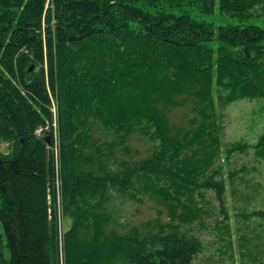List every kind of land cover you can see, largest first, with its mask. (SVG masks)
I'll list each match as a JSON object with an SVG mask.
<instances>
[{
  "label": "trees",
  "instance_id": "trees-1",
  "mask_svg": "<svg viewBox=\"0 0 264 264\" xmlns=\"http://www.w3.org/2000/svg\"><path fill=\"white\" fill-rule=\"evenodd\" d=\"M156 3L0 0V140L12 146L0 148L1 264H196L205 252L199 237L158 216L142 229L132 225L119 231L121 216L108 205L109 193L96 190L116 187L130 196L153 191L166 205L171 186L185 193L176 211L181 218L199 214L189 187L200 185V177L221 202L228 183L236 192V176L245 166L230 171L228 180L218 168L205 174V167L220 149L215 110L244 98H264V0ZM217 4L230 21L215 24L205 18ZM53 97L64 227L52 147ZM166 106H191L193 116L170 123ZM48 124L52 143L36 133ZM150 129L158 142L149 157L118 158V172L102 162L104 144L97 130L116 133L118 142L127 143ZM86 145L91 151L79 154ZM191 145L203 155H216L197 168L190 159L197 152L181 155ZM247 147L238 143L229 153ZM253 149L264 157V134ZM138 175L148 182L167 176V184L141 186ZM221 213L228 218V208ZM253 213L264 217V209ZM240 240L246 245L245 264H264V234L256 230L249 241L244 235ZM255 249L262 260L248 254ZM222 253L214 249L201 262L231 264L225 259L232 257Z\"/></svg>",
  "mask_w": 264,
  "mask_h": 264
},
{
  "label": "rangeland",
  "instance_id": "rangeland-1",
  "mask_svg": "<svg viewBox=\"0 0 264 264\" xmlns=\"http://www.w3.org/2000/svg\"><path fill=\"white\" fill-rule=\"evenodd\" d=\"M181 4L193 2L195 0H178ZM143 4H159L167 6L171 3V0H139ZM184 6V5H183ZM190 6L193 14L195 10ZM187 9L188 7L185 6ZM206 19L213 21L215 24H224L225 18L219 13L218 4L215 12L212 15L205 16ZM264 16L260 17L262 20ZM261 22V21H260ZM262 23V22H261ZM263 24V23H262ZM216 85V84H214ZM214 93H218L215 86ZM55 102V114L53 118V149L57 152L56 169H59V155L61 152V137L60 127L58 124L57 114V100L53 97ZM216 103L221 105V102L216 99ZM52 110L54 106H51ZM163 112L170 123H181L186 119L193 116L191 106H181L174 109L171 106L163 107ZM214 120L218 123V138H219V152L212 155H203V152H197L198 147L191 145L185 147L181 155H194L190 156V159L194 164L198 166L205 160L214 157L211 165L205 167L207 175H210L215 168H218L220 173L223 174L228 180L230 171L242 169L244 166L245 171L241 175H237L235 179L236 192L232 190L231 183H228L225 200L221 202L215 192L211 189H207L201 185L203 177H200L198 184L194 185L193 189L190 186V196L193 203L197 207L199 214H191L189 216L181 218L177 215L176 211L181 202L184 204V194L175 193L171 186L168 187V195L163 205L158 202V197L153 191L139 190L137 196H130L126 192L119 190L116 187H111L109 191L98 188L97 193L102 194L109 193L108 205L112 206L115 213L121 216L120 223L118 224V230L124 232L132 225H136L139 228H143L152 223L154 217L158 216L164 222H171L173 226L180 227L188 234L195 235L205 244V252L198 257L196 264H203L201 260L205 259V256L210 254L214 249L222 251L224 257L231 256V264H245L242 260L245 254L243 241L240 240V236L244 235L246 239L251 238L253 233L258 230L264 234V217L257 215L254 212L256 209H264V157L255 154L253 146L258 142L259 138L264 134V98H244L237 101L228 103L226 106L215 110ZM49 127V124L47 125ZM46 127V128H48ZM153 130L148 132L141 130V134H134L130 137L128 142L125 140L118 142V135L111 131L102 132L97 130L95 132L96 138L100 140V143L104 144L103 163H109L113 170L118 172V158H126L133 161H138L142 158L149 157L154 150V141L158 142V139L154 137ZM38 131H41L39 128ZM44 136V134H42ZM245 142L248 144L249 151H233L237 150L234 146L238 143ZM113 145V148H110ZM9 142L6 140H0V148L2 150H9ZM59 148V149H58ZM207 148V147H206ZM205 148V149H206ZM92 146L86 145L79 149V154H87L91 151ZM95 153V150H93ZM203 166L201 165V168ZM157 175V173H154ZM216 174V177H219ZM240 176H243L242 178ZM156 177L155 181L151 178ZM148 182L143 179L141 175H138V181L141 186L147 187L154 185V188L161 187L163 184H167V176H152ZM250 194L247 198L243 194ZM222 208H228V218L221 213ZM180 211V210H179ZM178 211V213H179ZM171 214H170V213ZM176 213V214H175ZM67 218L65 215L61 217V223L65 226ZM243 233V234H241ZM0 234L5 242L4 230L0 223ZM226 238V241L223 238ZM247 242V241H246ZM256 250V249H255ZM257 251V250H256ZM254 250L248 254L256 256L260 260L263 259L260 251L253 253ZM7 254V253H6ZM248 264H253L248 262Z\"/></svg>",
  "mask_w": 264,
  "mask_h": 264
},
{
  "label": "water",
  "instance_id": "water-1",
  "mask_svg": "<svg viewBox=\"0 0 264 264\" xmlns=\"http://www.w3.org/2000/svg\"><path fill=\"white\" fill-rule=\"evenodd\" d=\"M46 140H47L48 142H50V133L47 134ZM0 264H1V260H0Z\"/></svg>",
  "mask_w": 264,
  "mask_h": 264
},
{
  "label": "bare ground",
  "instance_id": "bare-ground-1",
  "mask_svg": "<svg viewBox=\"0 0 264 264\" xmlns=\"http://www.w3.org/2000/svg\"><path fill=\"white\" fill-rule=\"evenodd\" d=\"M47 141V140H46ZM59 149V148H58ZM54 151H55V149H54ZM71 226V225H70ZM64 232V231H63Z\"/></svg>",
  "mask_w": 264,
  "mask_h": 264
}]
</instances>
